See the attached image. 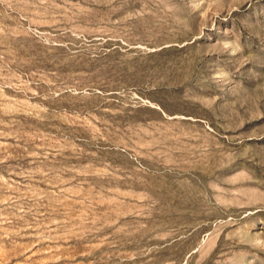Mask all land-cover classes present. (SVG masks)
I'll return each mask as SVG.
<instances>
[{
	"label": "rangeland",
	"instance_id": "rangeland-1",
	"mask_svg": "<svg viewBox=\"0 0 264 264\" xmlns=\"http://www.w3.org/2000/svg\"><path fill=\"white\" fill-rule=\"evenodd\" d=\"M0 264H264V0H0Z\"/></svg>",
	"mask_w": 264,
	"mask_h": 264
}]
</instances>
